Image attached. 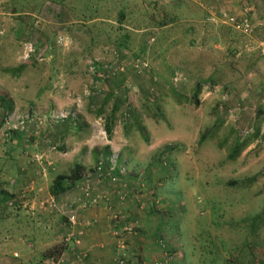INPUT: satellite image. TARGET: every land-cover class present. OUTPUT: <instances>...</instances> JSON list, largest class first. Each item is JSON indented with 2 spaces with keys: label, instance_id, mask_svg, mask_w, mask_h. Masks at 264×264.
I'll return each mask as SVG.
<instances>
[{
  "label": "rangeland",
  "instance_id": "obj_1",
  "mask_svg": "<svg viewBox=\"0 0 264 264\" xmlns=\"http://www.w3.org/2000/svg\"><path fill=\"white\" fill-rule=\"evenodd\" d=\"M197 8L205 9L208 17L212 4L206 0L6 3V10L18 15L16 18H26L29 28L20 39L11 38L14 57L12 54L9 60L2 59L0 69L9 77L20 75L28 82L23 93L25 101L30 97L31 84H47L49 72L52 85L59 83L64 87L67 85L64 80H72V84L69 81L72 89H103L119 79L121 82L120 92L116 90L109 99L117 97L112 107L107 103L100 108L90 104L89 108L86 103L74 110L50 108L38 112L26 107L10 112L9 109V114L20 117L73 114L71 126L75 129L81 112L92 122L89 132H85L89 135L87 139L85 136L76 140L80 135H75V129L68 132L75 135L72 143L75 152L55 143L50 151L51 144H44L46 129L59 125L49 120L33 136L32 144L28 133L10 134L7 126L0 123L2 193H9L5 187L9 185L10 174L5 172L14 167L9 161L4 162L11 141L22 140V144L14 143V147L25 154L23 167L30 165L29 160L38 153L52 166L55 163L51 173L45 169L43 176L35 165L38 177L25 176L26 198L36 192L27 205L29 208L13 202L3 208L0 218L9 227L5 231L12 234L19 225L16 230L19 238L6 235L9 250L2 254L1 264H49L41 255L63 242L69 229L62 218L82 202L71 193L59 200L61 204L53 202L49 197L51 181L58 174L69 173L80 150L81 159H88V168H93L94 153L107 147H113V151L109 150L106 160L121 167L129 190H123L124 184L105 186L98 182L96 197L109 199L114 192L126 196L133 191V194L120 203L110 199L106 207H87L79 212L80 218L100 208L113 224L116 220V225L121 226L124 219L128 220L118 232L125 250L132 249L137 235L147 225L154 228L156 220H160L158 238L144 237L148 243L157 239L161 252H154L153 257L158 264H264V140L255 142L254 137L258 131L264 133V122H259L257 115L259 108L264 119V68L261 69L264 59L258 54L256 35L242 38L220 23H210V27ZM191 11L198 13L201 24H190ZM150 36H154L152 43ZM59 38L63 39L61 45ZM27 43L34 47V53L23 60L21 71H13L21 67L18 54L24 58ZM132 60L145 62L147 69H132ZM34 71L38 72L31 83ZM54 72L59 75L56 77ZM197 83L202 85L198 105L192 98ZM258 84H263L262 89ZM95 97L103 100L108 94L102 92ZM97 120H102L104 129L110 121L112 134L106 136L107 140L95 136ZM239 142L248 143L233 156V148ZM50 153L56 155L54 162ZM9 172L15 173L16 169ZM252 178L255 179L249 182ZM131 208L136 212L133 217ZM17 211L23 218L19 224L13 220ZM83 221L84 226L89 224L88 220ZM135 228L137 235H128L127 230ZM29 239L34 250L29 248L31 245L25 246ZM118 261L115 257L113 264H119Z\"/></svg>",
  "mask_w": 264,
  "mask_h": 264
},
{
  "label": "crops",
  "instance_id": "obj_2",
  "mask_svg": "<svg viewBox=\"0 0 264 264\" xmlns=\"http://www.w3.org/2000/svg\"><path fill=\"white\" fill-rule=\"evenodd\" d=\"M9 0H0V33H2V36L0 37V61L2 59H7L9 60L10 56L14 53H12V39H20L22 36H24V32L26 29L29 28L28 21L26 18L21 17V18H16L15 16L18 15H11L12 13L10 10H6V3L8 4ZM208 3L210 2L212 4V9L210 13L212 14H217L219 12H226L229 14H234L237 16H240L242 13V10L244 7L243 2L244 0H219L218 2H214L213 0H206ZM253 1V3H252ZM252 3L250 8L254 12V22H260L261 27L256 28L250 37L255 36L259 41H258V47L259 48L260 44L264 41V0H250ZM216 3V4H215ZM247 4V3H246ZM245 4V5H246ZM246 7V6H245ZM211 8V6H208V9ZM198 12L201 11L197 8ZM9 14H8V13ZM204 17V21L206 20V11L205 9L200 12ZM200 14V15H201ZM198 13L195 12H190L188 15V19L190 20V24H201L202 21H198ZM12 16V17H11ZM205 23V22H204ZM206 24V23H205ZM208 26H212V24L207 23ZM231 30V29H230ZM193 33V31H192ZM5 38H10L11 41L9 40H4ZM244 38H249V37H244ZM223 39V38H222ZM230 40V38H228ZM14 57V54L12 55ZM18 59L17 62L19 61L20 66L24 65L23 60L24 58L20 57L18 54ZM7 57V58H6ZM262 58V57H261ZM50 59H53L50 57ZM264 59V58H263ZM13 61V60H12ZM264 61V60H262ZM264 68V66L261 67V69ZM264 71V69H262ZM5 70L0 69V101H3L5 105H2L0 102V123L2 124V121L4 120L5 115L7 114L10 115V112L13 110H21L23 108H30L33 110H36L38 112L40 111H45L50 108H55L58 110L65 109V110H74L75 107H84L86 103L89 104V108L96 107L100 108L102 105L110 103V106L112 107V104L115 103L116 98H113L109 100L112 95V93H116V90L120 92V82L121 80L119 79V82H115V84H111L110 86L107 85L105 88H92L93 90H88L86 87H78L77 88H71L70 83L72 84V80H64L65 84L67 85H61L59 83L57 84H51V76L52 72H49L47 74L48 78L46 79V83L43 86H37L31 84V89H30V97L28 98L27 101L24 100V91L27 89L28 82L26 83V80L21 78L22 76L20 75H15L14 77H9L8 75L4 74ZM36 72L34 71L33 74L30 75L31 78V83L36 77ZM56 77L59 75L58 73L54 72L53 73ZM18 76V77H17ZM62 76L65 77H70L67 74H62ZM39 77V76H38ZM49 83V84H48ZM260 88L262 89L263 84H258ZM107 93L108 97L105 99H98L95 96L101 95L102 92ZM135 88L133 89L134 92ZM264 91V89H263ZM122 92V91H121ZM263 94V93H262ZM91 104V106H90ZM88 108V106L86 107ZM81 112V111H80ZM84 112H81V116L78 115L79 122H77V127L75 128H70V122H64L63 124L55 125L53 127L50 126V129H46V132L44 133L49 139H51L52 143H55L56 146H63V149H66L67 151L74 150L72 148V143L75 135H80L76 140H79L81 138H84L86 136V139L89 137L88 134L85 135V132H89L90 128L89 125L92 122L91 119L86 117L84 115ZM4 115V117H3ZM82 116L84 117L85 121H82ZM259 122H264L263 116L259 117ZM82 123V124H81ZM86 123V125H85ZM75 129V135L68 134L70 133L71 130ZM84 132V133H83ZM258 136L255 139L256 141H261L264 140V133L258 131ZM74 133V132H73ZM84 139V140H86ZM17 142H12L11 141V146L6 152V155H4V162L9 161L11 165H14V167H10L11 169H8L7 174H10V176L7 178L9 181V185H6L5 189L9 191L10 196H13V203H21L24 206L28 207L27 205L31 202L32 199L35 197V193L28 194L29 196H25V192L28 190L26 188L28 181L26 182L25 176H29V178H36L38 177V172L37 169L35 171V164L31 163L30 165L22 166L24 162L26 161V157H23L25 154H21L20 149H16L15 145H20L19 143L22 144V140L19 139ZM92 142V141H91ZM262 142V141H261ZM260 142V143H261ZM84 143L82 144V146ZM79 147V145H77ZM109 150L113 151V147L110 148L108 147ZM25 149V147H24ZM47 149H44L45 151ZM15 151V152H14ZM76 150H74L75 152ZM14 152V153H12ZM47 152V151H45ZM45 154V153H44ZM69 154V153H68ZM49 155V154H48ZM10 156L12 158H10ZM51 159L53 156V162L55 161L56 155L55 153H50ZM49 156V158H50ZM64 156V155H63ZM82 156V150H80L76 156L78 163H81L83 166H85L86 171H88L90 168H88L87 162L89 160H83L81 159ZM52 162V163H53ZM55 164V163H54ZM53 164V167H55ZM23 167V168H22ZM9 168V167H7ZM16 169L15 173H10L9 170ZM14 172V171H13ZM3 175L0 174V179H3ZM40 178V177H39ZM34 192V188H31L30 191ZM71 195L79 196V194L72 190ZM77 193V194H76ZM49 197L51 198L52 201L56 200L52 198L50 195ZM7 198L4 193L1 192L0 190V214L3 212L4 202L6 201ZM6 203V202H5ZM61 204V203H59ZM7 206H10L9 203L6 204ZM25 208V207H24ZM29 208V207H28ZM133 208L129 209L131 212V215H136L135 211H132ZM125 212V211H124ZM20 212L17 211L15 212V215L13 216L14 223L21 222L23 218L21 219V216L19 214ZM16 220V221H15ZM83 220H88L89 225L84 226L86 222ZM84 222V223H82ZM150 222V220H149ZM162 223L160 220H156L154 223V228L149 227L148 225L146 226L145 231L143 233L141 232L137 238V240L133 243L132 249H126L121 252V250H116V238L114 235H116L115 232L116 228L113 224L109 222V218L106 217L104 212L99 208V209H94L89 212V214H83L81 215V218L79 217V225L77 226L78 230L83 231V238H81V245L79 244L76 246L73 244V241L71 244H69L67 251L61 256L64 260V264H113L114 263V258L116 257L117 253L122 254V256L126 254L127 258V264H158L157 262H154V257L155 256L154 252L158 254V252H161L159 248H157L156 241L148 243L144 237L148 236H155L158 238V231H159V223ZM9 229L7 227V224L3 219L0 218V264L1 261H3V256L6 251L9 250L6 249L7 244L5 237L7 234L10 232L5 231V229ZM19 229V225H17V228L12 230V234H14L15 238H19V235L17 234V231ZM118 230V227H117ZM120 230V228H119ZM19 232V231H18ZM9 234V235H12ZM118 234V233H117ZM150 235V236H149ZM161 235V234H160ZM14 239V238H12ZM32 240H28L27 244H25L26 247H31L33 248V243H31ZM13 255H16L14 253ZM81 255H85V257L81 260Z\"/></svg>",
  "mask_w": 264,
  "mask_h": 264
},
{
  "label": "trees",
  "instance_id": "obj_3",
  "mask_svg": "<svg viewBox=\"0 0 264 264\" xmlns=\"http://www.w3.org/2000/svg\"><path fill=\"white\" fill-rule=\"evenodd\" d=\"M246 3H244V8L245 6L246 7H251V3H250V0H246L245 1ZM246 4V5H245ZM154 7L157 8V5L154 4ZM243 8V10H244ZM242 10V11H243ZM229 14V13H228ZM234 15V14H233ZM229 29V28H228ZM228 32H231V34H236V35H239L241 36L242 38L244 36L240 35L239 33L233 31V30H228ZM264 39V38H263ZM264 42V41H263ZM259 56L260 55V52H258ZM264 58V56H261ZM23 69V66L17 68V70H13V71H21ZM16 72V73H17ZM201 88H202V85L200 83H197L196 86H195V89L193 90V93H192V98L194 99L193 101L195 102L196 105L199 104V102L197 101V97L199 96L200 92H201ZM1 100V99H0ZM2 105H5L3 101H0ZM116 103H117V100H116ZM257 115H259V117L262 116V111L258 108L257 110ZM6 117H7V114L5 115L4 117V120L2 122L3 126L6 125ZM111 119V118H110ZM66 121H69L70 122V128H73L71 126V124H74L73 122V118L72 117H69L68 120ZM64 121V122H66ZM62 122V123H64ZM62 123H58V124H62ZM109 124L106 125V134L108 135V137L111 136L112 134V126L110 124V121L108 122ZM55 125V124H54ZM8 130V128H7ZM10 131V130H9ZM15 131H10V134H13ZM258 133H256V135L254 137H257L258 136ZM8 134V133H7ZM28 139L31 140V144L32 142L34 141V137L33 136H30L28 135ZM43 137H45V140L44 141V144H51V148H55V146L53 145L51 139H49L46 135H44ZM238 142V141H237ZM247 143L248 142H239V143H236L235 147L233 148V156L234 155H237L238 152H242V150L247 146ZM63 147V146H61ZM109 148H105L103 150H100L96 153H94V158H95V164H94V167L93 168H90L88 171H86V168L85 166H83L81 163H78V162H75L69 173L67 174H58L57 176H55L52 181H51V184L49 186V195L51 197H53L57 203H59V200L68 195V193H70L72 190H76L77 193L79 194V199L82 200L84 199L85 197V194L88 193L89 194V198H96L97 196V185H99L98 181H101L103 182L102 184L103 185H107L109 186V182L111 179H114V184H112L113 186H117V185H123L125 186V182H126V174L123 173L121 167L118 165V164H112L110 162H108L106 160V158L109 156ZM163 156V155H162ZM161 156V157H162ZM159 159L160 157L157 159V162H159ZM32 163V161H31ZM97 168H101V175L98 177V173H97ZM54 170V167L51 166V169L48 170L50 173ZM104 171V172H103ZM109 172V174L106 176V174ZM103 175V177H102ZM102 177V178H101ZM257 178V177H256ZM253 179L255 178H252L250 181H253ZM86 186H89V190L88 192H84L86 190ZM101 188V185L99 186ZM124 191H128L129 189L125 186ZM4 195L9 198V199H6V203L4 202V206H7L6 204L7 203H10L13 201V196H10V194L8 192H3ZM130 194L126 195L127 196H130L131 194H133V191L129 192ZM120 196H125V195H122L120 194L119 192H114L112 197L111 198H103V199H99L98 203L95 205V206H98V207H106L108 205H110V199L112 201H115L116 203L117 202H122V200H120ZM125 201V199H124ZM123 213H120L119 215L121 216ZM262 215H264V211L262 212ZM260 217V216H258ZM123 218H125V215L123 216ZM257 218V217H256ZM63 219V222H65V226H67V220L65 219V217L62 218ZM110 220V219H109ZM114 221V224L112 223V220H110V222L115 226L116 228V231L119 232V228L122 227V225H124L126 222H128V220L124 219L121 223L122 225L121 226H118L116 225V220H113ZM117 227H118V230H117ZM137 228L133 229V233L132 234H128V235H137V232L138 230H136ZM118 232H115L116 235L115 238H116V250H121L124 251L125 249L122 247L123 246V240L119 237L121 236L120 233ZM118 233V234H117ZM138 236V235H137ZM74 244V243H73ZM157 244V243H156ZM68 246H69V243L66 244L64 242V239H63V242H61V244H58V245H55L53 246L52 248L46 250L42 255H41V258L43 261H45L46 263H49V264H54V262H56L68 249ZM33 247V246H32ZM35 248H31V250H34ZM123 254V253H122ZM122 254H119L117 253L116 255V259L119 262H122L123 264H127V258Z\"/></svg>",
  "mask_w": 264,
  "mask_h": 264
},
{
  "label": "built area",
  "instance_id": "obj_4",
  "mask_svg": "<svg viewBox=\"0 0 264 264\" xmlns=\"http://www.w3.org/2000/svg\"><path fill=\"white\" fill-rule=\"evenodd\" d=\"M197 2H200L201 0H196ZM214 2H218L219 0H213ZM209 14V13H208ZM254 12L250 7H245L242 11L240 16L228 14L226 12H219L217 14H209L206 18V22L209 23H220L222 26H225L237 33H239L242 36L249 37L253 34L254 30L256 28L261 27V23L258 21L257 23L254 22ZM2 36V33H0V37ZM150 43L154 41V36H150ZM63 42L62 38H59L58 43L61 45ZM259 52L261 56H264V42H262L259 46ZM34 53V47L27 43L25 44V53H24V60H28L30 55ZM147 64L145 62H142L140 60H132L131 62V68L134 70H146ZM96 73V72H95ZM73 114H60V115H51L47 118H39L35 115H29L26 114L22 117L15 116V114H11L6 118V126L8 130L17 131V132H23L28 133L30 136H37L43 125L49 120L50 123L58 124L62 123L66 120H68L69 117H72ZM73 118V117H72ZM74 119V118H73ZM97 126V132L95 133V136L102 138V140L106 139V131L102 125V120H97L94 123V127ZM93 127V130H94ZM32 133V134H31ZM47 144V143H46ZM54 148H50V151H53ZM31 161L33 164L38 165L42 175H45V172L43 170L46 169V172H49L48 170L51 169V163L45 158V156L42 153H38L31 158ZM98 177L101 175V168H97ZM104 172V171H103ZM44 173V174H43ZM109 174V172L106 174V176ZM103 177V175H102ZM101 177V178H102ZM100 178V177H99ZM99 183H103L101 181H98ZM114 179H111L109 184H114ZM86 190L84 192H88L89 186H86ZM120 200L124 201L126 200V196H120ZM98 197L89 198V194L86 193L84 199H82L81 205L77 207L74 211H69L67 214H64L65 219L67 220V227L69 229V233L65 236L64 242L66 244L73 241V243L78 246L80 243L81 238L83 237V231L78 230L77 226L79 225V212H83L87 207L91 208L95 206L98 203ZM54 202V201H53ZM89 224L87 223L86 226ZM76 229L78 231H76ZM77 233H76V232ZM128 234H132L133 230L129 229L127 230ZM74 239V240H73ZM85 256L81 255V259H83ZM54 264H64V260L62 257H60ZM119 264H123L122 262H119Z\"/></svg>",
  "mask_w": 264,
  "mask_h": 264
}]
</instances>
